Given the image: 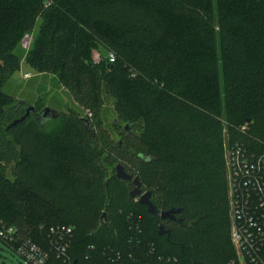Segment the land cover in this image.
Here are the masks:
<instances>
[{
    "label": "trees",
    "instance_id": "16d2710c",
    "mask_svg": "<svg viewBox=\"0 0 264 264\" xmlns=\"http://www.w3.org/2000/svg\"><path fill=\"white\" fill-rule=\"evenodd\" d=\"M22 61L73 107L40 123L37 98L10 127L28 102L4 91ZM225 142L264 155V0H0L2 224L38 244L71 227V264H106L102 251L128 240L179 264H228ZM117 164L176 220L130 198Z\"/></svg>",
    "mask_w": 264,
    "mask_h": 264
},
{
    "label": "built area",
    "instance_id": "2783aa9c",
    "mask_svg": "<svg viewBox=\"0 0 264 264\" xmlns=\"http://www.w3.org/2000/svg\"><path fill=\"white\" fill-rule=\"evenodd\" d=\"M113 62L112 54L107 56ZM100 61L99 56L93 59ZM28 78V77H27ZM85 111L83 118H90ZM229 205V238L235 257L228 264H264V155L247 153L239 144H224ZM73 229H48L38 244L17 229L0 222V243L14 254L18 264H71L69 251ZM124 247L105 248L99 257L106 264H179L174 257L157 256L153 249L128 240ZM89 258L93 259V248ZM93 264H95L93 262Z\"/></svg>",
    "mask_w": 264,
    "mask_h": 264
},
{
    "label": "rangeland",
    "instance_id": "374dc122",
    "mask_svg": "<svg viewBox=\"0 0 264 264\" xmlns=\"http://www.w3.org/2000/svg\"><path fill=\"white\" fill-rule=\"evenodd\" d=\"M28 43L29 40L26 39L24 46L27 47ZM98 54L99 53L97 51H92V59L97 57ZM29 78L31 79L29 80ZM4 91L13 97L16 96L17 101L24 100V98L27 97L28 102L24 108H26V106L30 103L34 104L37 98L43 99V108L47 105H51L56 112L64 111L65 106H68V108L73 107L72 100L67 92L52 88L48 85V82L41 81L39 77H35L33 70H31V68L24 61L21 62L19 70L13 74L11 80L5 86ZM102 119L103 125L109 131L113 132L111 124L114 120V114L110 100H106L104 103ZM112 137L115 141L118 140V137H116L114 133H112ZM18 263L19 261L17 257L12 254L8 248L4 247L0 243V264Z\"/></svg>",
    "mask_w": 264,
    "mask_h": 264
},
{
    "label": "water",
    "instance_id": "95a60500",
    "mask_svg": "<svg viewBox=\"0 0 264 264\" xmlns=\"http://www.w3.org/2000/svg\"><path fill=\"white\" fill-rule=\"evenodd\" d=\"M26 39L30 40V37H26L24 39V41L22 43L23 46H24V42H25ZM24 47H26V46H24ZM33 112H34V107H33V104L30 103L24 109L23 115L19 119L13 121V123L10 125V127L21 123L22 121H24ZM54 112H56V110H54L51 105L45 106L37 114L38 122L45 123V122H48V121L52 120L55 117ZM81 120H82V122L85 125L87 124L85 119H81ZM124 130L128 131L129 130V126L128 125L125 126ZM114 175H115V178L117 180L131 183L132 190L129 192V197L133 198V199L134 198L137 199L138 204L140 206H144L146 208V212L149 215H151L154 219H160V220L170 219L171 220V219H174L173 216H175V215H177L179 213V210H174V209L168 210L166 212L158 213L157 210L151 205V203L149 201L150 193L149 192H142V190L140 189V184L138 182V179L132 177L129 174H127L123 170L121 165L117 164L114 167ZM167 233L168 232L163 230V228L161 226L158 227V229H157L158 236H162V235H165Z\"/></svg>",
    "mask_w": 264,
    "mask_h": 264
},
{
    "label": "flooded vegetation",
    "instance_id": "af4514ba",
    "mask_svg": "<svg viewBox=\"0 0 264 264\" xmlns=\"http://www.w3.org/2000/svg\"><path fill=\"white\" fill-rule=\"evenodd\" d=\"M157 212H158V213H162V212H166V211H157ZM175 217H176V215L173 216L174 219H171V220H170V219H165V220L155 219V220H156L157 222L166 223V222H168V221H171V222H172V221H175V220H176ZM159 226L162 227V225H158L157 228H158ZM162 228H163V227H162ZM163 230H164V228H163ZM165 231H166V230H165ZM162 236H163V235H162Z\"/></svg>",
    "mask_w": 264,
    "mask_h": 264
}]
</instances>
